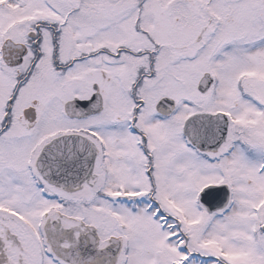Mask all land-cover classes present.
<instances>
[{"label":"snow or ice","instance_id":"6c2138e0","mask_svg":"<svg viewBox=\"0 0 264 264\" xmlns=\"http://www.w3.org/2000/svg\"><path fill=\"white\" fill-rule=\"evenodd\" d=\"M0 264H264V0H0Z\"/></svg>","mask_w":264,"mask_h":264}]
</instances>
